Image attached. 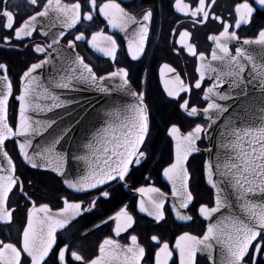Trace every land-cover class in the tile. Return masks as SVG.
I'll list each match as a JSON object with an SVG mask.
<instances>
[{
    "label": "snow or ice",
    "instance_id": "6c2138e0",
    "mask_svg": "<svg viewBox=\"0 0 264 264\" xmlns=\"http://www.w3.org/2000/svg\"><path fill=\"white\" fill-rule=\"evenodd\" d=\"M34 8L40 7L27 18L16 19L19 13L8 10L5 6L0 11L3 17L4 27L14 32L13 37L4 36L2 39L9 46L13 43L23 45L25 38L33 37L38 29V18L48 17L52 12L56 20L64 29H75V25L82 21V5L77 2L72 4L62 3V0H28ZM216 0H198L195 7L175 0L174 7L180 13H190L191 19L196 23L207 22L210 18L218 20L223 30L218 35L209 38L215 42L216 47L211 52L208 60L204 52L197 53L196 46L188 43L191 33L185 29L179 31V44L186 47L192 56H199V78L194 84L186 83L176 69L165 63L161 69V75L166 76L163 88L168 97L177 98L179 107L191 117H197L201 111L207 116L208 124H194L189 130L182 132L178 124H170L167 129L170 137L175 139L174 160L163 168V175L171 181V193L173 203L171 209L177 219L193 221V216L187 214V210L193 203L199 204L197 212L207 221L206 230L202 235L184 231L174 238V244L170 246L167 240L157 235L150 237V243L155 241L158 250L153 252L154 264H169L174 252L179 253V264H200L198 256H202L207 264H217L216 246L220 247V264H264L258 257H264V115L258 127L239 126L230 121V127L225 131L230 139L221 147L226 150L223 159L220 154L216 160L209 159L206 162L207 184L211 191L207 202L200 203L204 197L199 193L194 195L195 181L193 172L189 170V158L193 153L201 152L198 141L206 135V129H212L217 119L229 112V106L217 103L230 101L232 97L218 89L223 83L228 82L234 89H239L246 95L244 89L252 81H257L261 92L264 93V62L257 64L253 55L247 54L243 48H237L232 55L229 42L239 37L235 31L229 29L233 26L224 21L223 17L216 16L211 11V5ZM255 3L264 8V0H255ZM84 7L92 9L86 12L83 19L92 21L94 15L103 14L107 23L112 28H118L127 37V51L132 60H138L144 53L149 41L151 25L154 18L152 8L144 10L140 19H137L132 11L122 7L116 0H106L97 4V0H85ZM235 27L241 24H250L253 21L256 8L249 0L235 5ZM48 36V32H44ZM65 32L59 31L52 39V45L58 43ZM86 40L83 32L75 36L68 46L75 47V41ZM258 44L261 46L260 54L264 59V26L258 32L255 40H245L244 44ZM52 45L34 44V52L44 54L47 58L29 63L26 70L19 76L15 91L19 92L14 97L13 78L10 75L8 64L0 63V224L4 227H12L15 222L14 212L17 208L11 207V197L17 192L23 193L26 203L31 208L25 209L26 225L22 228V239L17 243H5L0 240V264H71L73 258L80 264H142L146 258V249L139 243V237L131 235V244L124 246L118 240L106 237L98 245V254L91 258H85L80 252L73 251L69 245L62 248L54 245L57 243V229H64L77 217H81L85 211H91L95 207V200L89 202V207H84L83 201H73L68 197H62L63 207L56 211L47 203L37 206V200L32 199L35 192L29 195L24 191V181L17 175L18 169L9 154L6 143L10 140L18 141V154L33 169H42L47 173H55L57 178L68 188L78 193H87L88 190L99 191L101 186L110 187V182L125 180L131 167L141 165L142 161L149 158L147 141L151 131V111L146 102V92L132 91V79L128 67H117L107 76H98L93 67L85 62L84 57L76 55L75 59L62 57L65 61L59 69H55L56 75L43 77L44 66L54 64L48 49ZM91 45L98 52L116 61L119 45L112 35L103 30L91 34ZM58 51V50H57ZM214 62L219 66H214ZM251 65L248 75L251 80L245 79V72ZM62 73V74H61ZM168 74H172L170 77ZM206 77L213 79L206 91L204 98L208 101L204 109L190 105L189 99L179 102L181 93H190L192 88L201 89ZM47 79L48 85L44 84ZM117 80V88L128 92L135 98L136 103L127 105L123 111L117 109L113 116L119 121L118 125L109 123L106 127L98 129L86 144L84 155H76L70 149H64L68 137L72 132V120L65 122L63 118L38 120L29 113H51L54 109L64 108L70 101L62 100L52 88L70 89L78 84L94 86L103 92L111 91L105 84L109 80ZM20 81L23 83L21 84ZM50 103H40L36 98ZM15 98L18 107L10 109V100ZM264 114V108H261ZM239 115H237V120ZM221 136L225 132L220 133ZM39 138L40 143H36ZM209 152L211 150L209 149ZM234 154V155H233ZM84 161L80 172L74 178L68 170L71 161ZM219 175L221 179L215 177ZM141 193L139 209L153 217L156 222L165 221V203L167 194L154 186L137 189ZM111 193L101 191L100 196L108 198ZM235 196V203L239 206L241 215H236L233 202L229 197ZM99 197H97L98 199ZM222 209L229 210L222 214ZM218 217V218H217ZM115 224L114 232L117 236L127 232L136 223L134 217L128 212L127 206L109 217ZM215 219V223L212 221ZM107 224V221H102ZM95 227L99 228V225Z\"/></svg>",
    "mask_w": 264,
    "mask_h": 264
},
{
    "label": "flooded vegetation",
    "instance_id": "af4514ba",
    "mask_svg": "<svg viewBox=\"0 0 264 264\" xmlns=\"http://www.w3.org/2000/svg\"><path fill=\"white\" fill-rule=\"evenodd\" d=\"M41 0H38L40 3ZM46 2V0H43ZM77 0H62V3L72 4ZM82 5V21L75 25V29H64L56 20L54 13L50 12L48 17L38 18V29L43 27V31H37L33 37L25 38L23 45L15 43L12 46L2 39L4 36L13 37L14 32L4 27L3 17H0V63H6L9 66L10 75L13 78L14 97L18 92L15 86L19 76L26 70V66L31 62H37L45 57L44 54L34 52V44L44 46L52 45V39L63 30L65 35L60 37L63 45H68L75 36L83 32L86 40L75 41L76 51L84 57L85 62L90 64L99 76L114 71L117 67H128L132 79V87L135 91L146 92V102L151 111V131L147 141V150L149 158L142 161L141 165H133L129 175L124 183L121 181L110 182V187L101 186L100 190H90L86 194L69 190L62 181L54 174L46 171L30 168L26 166L18 156L17 146L14 140L6 143L9 154L15 162L18 172L17 175L24 181V191L32 195V199L37 200V206L41 203H47L53 209L58 210L63 207L62 197L66 196L73 201H83L84 207H89V202L95 200V207L91 211H85L81 217H77L70 225L64 229H57V243L54 245V251L57 247L69 245L71 250L80 252L85 258H91L98 254V245L106 237L118 240L121 245L131 244L130 236L139 237V243L146 249V258L142 264H154L153 252L158 250L156 242L150 243V237L157 235L163 240H167L172 246L174 238L184 231L192 232L196 235H202L206 230L207 223L198 214L199 204L193 203L187 210V214L193 216V221H182L176 218L175 212L171 209L172 196L171 185L163 179V168L174 160V144L168 135L167 129L170 124H178L182 132L189 130L190 125L207 124L206 119L202 117L188 116L183 109L179 107L177 98L168 97L163 88V79L168 78L161 75L163 64L168 63L176 69V73L186 82L194 84L199 78L198 68L200 65L199 56H192L186 50V47L179 44V31L187 29L192 35L188 43L196 46L197 53L204 52L207 59L211 57L212 50L216 47L214 41L209 37L213 34L218 35L222 30L220 21L211 17L207 22L196 23L191 19L190 13H180L175 7V0H116L122 7L132 11L133 15L140 19L147 8H152L154 18L151 25L149 41L145 53L138 59L132 60L127 51V37L124 32L118 28H112L107 23L103 14H96L92 21L83 19L87 11L92 10L84 7L85 0H79ZM106 0H97V4H102ZM195 7L198 0H182ZM210 3V0H208ZM243 0H216L211 5V11L216 16L223 17L224 21L233 26L229 29L235 31L238 40L255 39L258 32L264 26V8L255 3V0H249L256 8L253 21L250 24H241L239 28L235 27V20L238 15L235 13V5L242 3ZM7 6L8 10L19 13L17 20L21 17L27 18V15L40 11V7H33L28 0H0V11ZM103 30L106 34L112 35L119 45L116 61L98 52L91 45V34ZM44 32L49 35L45 36ZM236 39L229 42V48L232 54L236 53V47L233 45ZM51 48L48 49V52ZM172 74H168L170 77ZM162 76V77H161ZM211 80L205 78L201 89L192 88L190 93H181L179 102L183 99H189L190 105L203 109L206 106L204 92L211 84ZM18 107L15 98L10 100V109ZM198 147L202 150L208 148L206 141L198 142ZM206 157L202 153H194L189 158V170L193 172L195 181V192L199 197H204L200 203L207 202V197L211 188L207 185L204 171ZM47 181V183L45 182ZM154 186L167 194L165 203V221L156 222L153 217L139 209V201L142 198L141 193H134L141 187ZM109 191L110 197L100 196L101 191ZM97 197H99L97 199ZM11 207L17 208L14 212L15 222L12 227H4L0 224V240L5 243H17L22 239V228L26 225L25 209H30L31 204L26 203L23 193L17 192L11 197ZM127 206L128 212L134 217L136 223L131 229L117 236L114 232L115 224L109 217H113L121 208ZM107 221V224L102 223ZM99 225V228L95 227ZM264 262V257H258ZM200 264H207V261L198 256ZM71 264H80L72 260ZM169 264H179V253L174 252Z\"/></svg>",
    "mask_w": 264,
    "mask_h": 264
},
{
    "label": "water",
    "instance_id": "95a60500",
    "mask_svg": "<svg viewBox=\"0 0 264 264\" xmlns=\"http://www.w3.org/2000/svg\"><path fill=\"white\" fill-rule=\"evenodd\" d=\"M255 39H250V40H255ZM244 41L245 40L234 41L233 45L236 47V49L243 48L246 50L247 54L253 55L255 57V62L257 64L264 62V59H262L260 54L261 46L255 43L244 44ZM49 53L54 60V64H48L44 66V69L40 74L45 78L48 77L49 75H53V76L56 75L55 69H59L61 65L65 63L62 57H69L71 59H75L76 55L81 56L74 47L70 48L69 46L62 45L60 41H58L56 45H52L51 51ZM46 58L47 57L45 56L43 59ZM210 59L211 57L208 60ZM214 66H219V65H217L214 62ZM250 71H251V65L249 64V67L248 69H246L245 72L246 80L252 79L251 76L248 75ZM103 76H107V75H103ZM206 78L211 80V82L213 83L212 78L210 77H206ZM163 81L164 79L162 77V83ZM20 82L21 84L23 83L22 81ZM43 82L45 85L51 87V85H48L47 79H45ZM117 83H118V79L117 80L109 79L106 82L105 86L109 87L112 90L108 92L100 91L96 87L89 86L86 84H78L70 89L52 88L51 90L54 91L57 95H59L62 100L70 101V103L65 105L64 108L54 109L53 112L51 113L33 114L30 112L29 115L32 116L34 119H38L42 121L48 119L59 120L60 118H63L65 122H68L70 115L71 117H74L75 119H73L71 122L72 132L68 137L67 143L64 144V149H70L76 155H84L86 150L83 149V145L92 139V136L96 130L106 127L109 123L118 125L119 121L113 116L114 111L117 109L123 111V109L127 105L136 103L135 98L132 97L128 92L122 91L117 88ZM218 90L227 93L232 97V99L230 101H221L217 99L216 101L217 103H221L226 106H229V112L220 116L219 119H217V117L213 115L212 119L216 120V124L213 126L212 129L210 130L206 129L207 134L204 135L205 141L208 144V148L204 150L201 149V152L199 153L204 154L206 157L204 164L206 182H207V172L205 167L206 162L209 159L215 161L218 154H220L223 159L224 153L226 151H230L223 149L221 147L222 144L227 143L228 140L230 139L228 133L225 131L226 126L228 127L231 126L229 122L234 121L239 126L258 127L261 123V116L264 115L260 111L261 108H264V93L261 92V89L257 81H252V83L247 88L244 89L246 95L241 94L239 89L232 88V86L228 82L223 83V85ZM132 91H135L133 87H132ZM36 99L38 100V102L42 104L50 103V101L40 100L38 97ZM204 100L207 103L210 102L205 98ZM237 115H239L238 120H237ZM197 117H202L208 120L207 116H205L202 111L200 115ZM221 132H225V135L221 136L220 135ZM170 138L172 139L174 144V155H175V139L172 137ZM15 142L17 145L18 141ZM36 143H40L39 138H37ZM209 149L211 150V152H209ZM20 158L22 160L21 156ZM23 162L27 166L31 167L30 165L27 164L26 161ZM83 165H84V161L73 160L70 162L68 166V170L72 174L73 178L76 173L80 172ZM215 178L218 180L221 179L219 175H217ZM163 179L169 182V184L171 185V181H169L167 177H165L164 175H163ZM119 181L124 183V180H119ZM64 186L68 188L67 185L64 184ZM208 186L211 188L210 185ZM68 189L76 192V190L74 189H70V188ZM134 193L137 194L139 192L134 191ZM235 199L236 198L234 195L229 197V200L233 202V208L235 210V214L242 216V213L239 211L238 204L235 203ZM169 200L171 201V203H173V196H171ZM228 211L229 210L227 209H222V214H227ZM201 218H203L208 223V221L203 216H201ZM212 222L215 223V219ZM215 255H216L217 264H220L221 254H220L219 245L216 246Z\"/></svg>",
    "mask_w": 264,
    "mask_h": 264
},
{
    "label": "bare ground",
    "instance_id": "6f19581e",
    "mask_svg": "<svg viewBox=\"0 0 264 264\" xmlns=\"http://www.w3.org/2000/svg\"><path fill=\"white\" fill-rule=\"evenodd\" d=\"M206 122L208 123V120H206ZM205 125H206V124H205ZM202 140L205 141V136L202 137ZM198 142H199V141H198ZM198 142H197V143H198ZM198 144H199V143H198Z\"/></svg>",
    "mask_w": 264,
    "mask_h": 264
},
{
    "label": "rangeland",
    "instance_id": "374dc122",
    "mask_svg": "<svg viewBox=\"0 0 264 264\" xmlns=\"http://www.w3.org/2000/svg\"><path fill=\"white\" fill-rule=\"evenodd\" d=\"M47 183V181H45Z\"/></svg>",
    "mask_w": 264,
    "mask_h": 264
}]
</instances>
